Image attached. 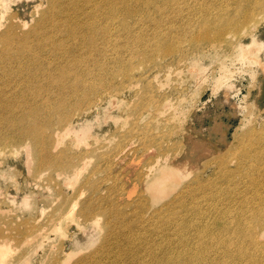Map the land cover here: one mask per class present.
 <instances>
[{"label": "rangeland", "instance_id": "obj_1", "mask_svg": "<svg viewBox=\"0 0 264 264\" xmlns=\"http://www.w3.org/2000/svg\"><path fill=\"white\" fill-rule=\"evenodd\" d=\"M139 1L0 0V51L11 29L75 79L60 102L42 68L24 94L0 76V264H264V245L232 252L264 225V0Z\"/></svg>", "mask_w": 264, "mask_h": 264}, {"label": "bare ground", "instance_id": "obj_2", "mask_svg": "<svg viewBox=\"0 0 264 264\" xmlns=\"http://www.w3.org/2000/svg\"><path fill=\"white\" fill-rule=\"evenodd\" d=\"M149 0H140L138 4H143V3H148ZM180 0H159L158 3H155L153 6L156 10V12H165L167 9L166 5H176L179 4ZM50 12V11H49ZM48 14L44 16H51L55 12V10L52 11V13L49 15ZM150 15V14H149ZM229 20H237V18H232L229 17ZM156 23L159 25V21H156ZM225 22L224 21H208L206 22V29H209L211 27L215 28L217 30V37H216V43L212 45L213 48H219L221 47V42H222V37L225 33V27H224ZM229 24V23H228ZM45 29V26L41 23L38 24L34 28V33L35 35H39L40 31V37L43 34ZM79 30H83L86 32L85 27L80 26L78 27ZM95 33V32H94ZM12 30L9 29L7 32L3 34V40L5 42V48L0 51V76L1 78H6V82L4 84H13V81L11 77H14L13 75L18 76L19 78V85L22 86V89L20 91V94H24L25 92L29 91L34 86V82L36 79L35 75V70L38 68H42L44 70V73L47 76V84H46V91L45 93L49 96H57L60 102H64L67 98V96L71 92L70 86L74 84L73 82L68 83L67 82V77L69 74L65 73V71L70 72L72 68H59V67H51L50 65H41L40 58L38 54L34 51H26V52H31L33 55L25 53V50L27 48V45L23 43V40L17 39L12 36ZM165 37H173L172 35H166ZM202 39H208L209 38V33L208 31H203V33L200 36ZM108 38V35L104 34L103 31L99 32L97 34V39L96 42L94 43L95 38H91V43H94V48H95V58L94 60L90 62H86V64L89 66L88 68V74L92 76V81H89L87 79V74L82 72V74L78 77V85L80 86V92L83 94L87 95H92L97 91L96 87H90L91 85H98L95 83L101 76V73L105 71L107 68H105L104 63H105V57H106V51L104 50V46L99 45L100 40H106ZM71 40H74L73 36L71 37ZM159 41H161L160 38H158ZM84 46H86L84 40L82 42ZM73 43H69V56L73 60L76 59V56L73 52ZM6 76V77H5ZM40 76V75H39ZM39 76L37 77V82L39 79ZM15 78V77H14ZM16 79V78H15ZM106 80H101L100 84H103ZM101 91V90H100ZM68 107V106H67ZM27 112L28 109H25ZM32 110L30 109L29 112ZM68 123L69 127H73V120L68 119L66 121ZM42 128L45 131H48L50 128V124H42ZM39 130V129H38ZM73 133H76V130L72 131ZM27 134V133H25ZM40 135L36 136V138H39ZM12 141V140H10ZM57 141V140H56ZM53 140L49 134H45L43 136V143L46 146L51 145H56L57 142ZM3 142L6 144L5 148L10 145L14 144L15 142H9V140H4ZM131 145H128L127 148H130ZM4 148L0 149V154H3ZM67 150V149H66ZM2 152V153H1ZM67 153L68 151H62L60 155H66L67 158ZM1 156V155H0ZM70 162L66 161V163L63 164V167H68ZM165 181H169L170 183L176 181V178L171 176V175H165L164 176ZM164 191V188L161 189V192ZM159 192V191H156ZM160 193V192H159ZM259 224L261 226L260 231H254L250 230L247 235H242L241 242L239 246L237 247L236 250L232 251L233 252V260L234 261H243L244 257H237L241 254H243V251L241 250V247L244 245H264L262 241H264V225H262V222L259 221ZM227 252L225 250L219 251L220 257H221V262L220 264H225L226 260L223 257V254ZM253 261L256 262L257 259L253 258Z\"/></svg>", "mask_w": 264, "mask_h": 264}]
</instances>
